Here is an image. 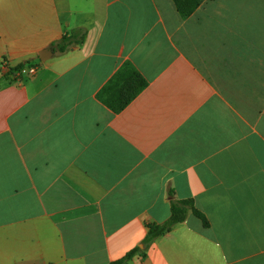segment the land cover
Listing matches in <instances>:
<instances>
[{
	"label": "crops",
	"instance_id": "0c3cea01",
	"mask_svg": "<svg viewBox=\"0 0 264 264\" xmlns=\"http://www.w3.org/2000/svg\"><path fill=\"white\" fill-rule=\"evenodd\" d=\"M2 61L0 264H110L169 191L208 226L127 264H264V0H0Z\"/></svg>",
	"mask_w": 264,
	"mask_h": 264
},
{
	"label": "trees",
	"instance_id": "16d2710c",
	"mask_svg": "<svg viewBox=\"0 0 264 264\" xmlns=\"http://www.w3.org/2000/svg\"><path fill=\"white\" fill-rule=\"evenodd\" d=\"M203 0H173L175 6L181 15V17H187ZM86 37V32L82 30H70L64 32L61 38L54 42L50 47L54 53L64 54L70 49L83 44ZM32 62L28 61L23 64L16 66L13 71H18L22 67L31 65ZM135 93L131 92L127 95L122 103L125 105L134 96ZM170 215L161 223H148L146 227V233L141 240L140 244L143 246L142 249L135 247L127 252L120 259L111 262L110 264H127L133 257L138 256L141 259L145 258L146 250L151 244L162 237L166 233L170 232L175 226L183 223L189 213L197 217L203 224L204 227L208 226L205 217L194 207L193 201L190 199L177 200L174 197L172 191L168 193Z\"/></svg>",
	"mask_w": 264,
	"mask_h": 264
},
{
	"label": "built area",
	"instance_id": "2783aa9c",
	"mask_svg": "<svg viewBox=\"0 0 264 264\" xmlns=\"http://www.w3.org/2000/svg\"><path fill=\"white\" fill-rule=\"evenodd\" d=\"M36 66L35 65H29V66H24L22 67L20 70L15 71L14 75L18 76V77H22V78H28L30 76L35 75L36 73ZM10 73V66L6 61H2L0 63V74L1 75H5L8 76Z\"/></svg>",
	"mask_w": 264,
	"mask_h": 264
},
{
	"label": "water",
	"instance_id": "95a60500",
	"mask_svg": "<svg viewBox=\"0 0 264 264\" xmlns=\"http://www.w3.org/2000/svg\"><path fill=\"white\" fill-rule=\"evenodd\" d=\"M53 55V51L51 49L44 50L38 54V57L41 62H45L47 59H49ZM139 248H142V245H139Z\"/></svg>",
	"mask_w": 264,
	"mask_h": 264
}]
</instances>
